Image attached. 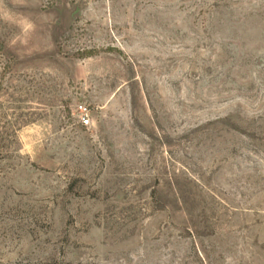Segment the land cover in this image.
<instances>
[{"label": "rangeland", "instance_id": "obj_1", "mask_svg": "<svg viewBox=\"0 0 264 264\" xmlns=\"http://www.w3.org/2000/svg\"><path fill=\"white\" fill-rule=\"evenodd\" d=\"M0 44V264H264V0H0Z\"/></svg>", "mask_w": 264, "mask_h": 264}, {"label": "trees", "instance_id": "obj_2", "mask_svg": "<svg viewBox=\"0 0 264 264\" xmlns=\"http://www.w3.org/2000/svg\"><path fill=\"white\" fill-rule=\"evenodd\" d=\"M0 50H4V46L1 44H0ZM101 51L105 52L106 50H96V49L95 50H86L81 54L80 58L81 59H88L91 57H95V56H98L101 53ZM83 128H85V127H83Z\"/></svg>", "mask_w": 264, "mask_h": 264}, {"label": "built area", "instance_id": "obj_3", "mask_svg": "<svg viewBox=\"0 0 264 264\" xmlns=\"http://www.w3.org/2000/svg\"><path fill=\"white\" fill-rule=\"evenodd\" d=\"M78 110L81 111V112L82 111L85 112V109L82 106H79ZM80 123H81L82 127H85V128L89 127L90 126L89 115L86 114V113H81Z\"/></svg>", "mask_w": 264, "mask_h": 264}]
</instances>
